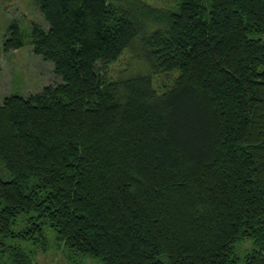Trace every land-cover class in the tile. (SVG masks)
Listing matches in <instances>:
<instances>
[{
  "label": "trees",
  "instance_id": "obj_1",
  "mask_svg": "<svg viewBox=\"0 0 264 264\" xmlns=\"http://www.w3.org/2000/svg\"><path fill=\"white\" fill-rule=\"evenodd\" d=\"M35 4L3 51L59 81L0 101V264H264V0Z\"/></svg>",
  "mask_w": 264,
  "mask_h": 264
},
{
  "label": "rangeland",
  "instance_id": "obj_2",
  "mask_svg": "<svg viewBox=\"0 0 264 264\" xmlns=\"http://www.w3.org/2000/svg\"><path fill=\"white\" fill-rule=\"evenodd\" d=\"M141 1L161 9H170L176 4V0ZM30 22L46 27L35 0H0V101L12 94L22 97L35 94L43 87L59 81L53 73L52 64L33 55L31 46L26 45L9 52L3 51V42L9 36L11 24L17 23L22 28H26ZM135 53L136 47L126 49L116 62L106 68L104 72L106 78L115 79L119 76L142 73L145 69L144 63ZM175 77L176 73L154 76V87L158 92L168 89ZM34 264L70 263L61 253L49 251L45 254L39 253Z\"/></svg>",
  "mask_w": 264,
  "mask_h": 264
}]
</instances>
